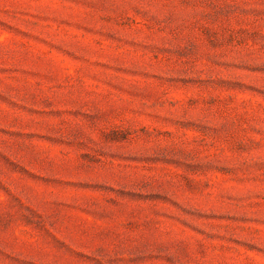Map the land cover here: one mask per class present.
Returning <instances> with one entry per match:
<instances>
[{
    "label": "rangeland",
    "instance_id": "rangeland-1",
    "mask_svg": "<svg viewBox=\"0 0 264 264\" xmlns=\"http://www.w3.org/2000/svg\"><path fill=\"white\" fill-rule=\"evenodd\" d=\"M0 264H264V0H0Z\"/></svg>",
    "mask_w": 264,
    "mask_h": 264
}]
</instances>
